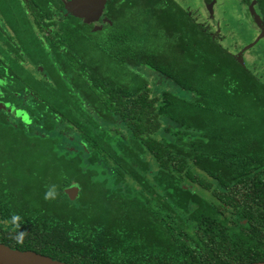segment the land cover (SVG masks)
Segmentation results:
<instances>
[{
    "label": "trees",
    "instance_id": "16d2710c",
    "mask_svg": "<svg viewBox=\"0 0 264 264\" xmlns=\"http://www.w3.org/2000/svg\"><path fill=\"white\" fill-rule=\"evenodd\" d=\"M149 6L147 26L34 39L48 57L0 110V244L66 264L264 262V81L173 0ZM83 41L94 60L76 63Z\"/></svg>",
    "mask_w": 264,
    "mask_h": 264
},
{
    "label": "flooded vegetation",
    "instance_id": "af4514ba",
    "mask_svg": "<svg viewBox=\"0 0 264 264\" xmlns=\"http://www.w3.org/2000/svg\"><path fill=\"white\" fill-rule=\"evenodd\" d=\"M173 1L188 13L196 26L201 25L196 18L192 17L189 9L184 8L181 0ZM235 1L248 11L253 26L261 36L263 33L261 27L257 26L250 11L251 6L254 4L257 14L264 21L263 14L258 10V7H261L260 0ZM151 2L154 3V9H158L160 12L166 7V0H96L94 1L95 7L89 6L90 10L88 8L82 10L83 13H87V17L82 18L72 15L73 13L79 14V10L72 6L73 3H76V0H0V103L6 105V107L8 105L19 108L16 97L21 89L16 78L21 77L26 72L28 74L26 81L30 83L35 74L33 62L48 57L49 52L37 54L39 51L33 42L35 38L38 37L46 43L44 33H47L53 37V40L56 41L57 37L60 41L61 36L59 33L63 27L66 26L67 30L73 29L69 27L72 25L69 21H75L76 26L78 25L81 28L80 30L86 31L87 34L105 32L109 26L114 28L137 22L141 26H147L150 19H148L146 13L150 11L151 7L149 5ZM190 2L191 5L193 2H198L204 6L211 21L210 26H221V14L217 12L218 3L216 0H190ZM210 4H213V17L207 8ZM91 18H94V20ZM209 34L219 42L215 36ZM262 39H264V36ZM61 49L65 50V47L61 45ZM251 50L249 48L240 56H238L239 53L229 52L238 59H243V64L247 67L248 64L255 66L257 62V57L253 54L251 59L247 56V53H251ZM12 62H15V64ZM17 64L23 65V68H20ZM3 115L4 113L0 114V118Z\"/></svg>",
    "mask_w": 264,
    "mask_h": 264
},
{
    "label": "rangeland",
    "instance_id": "374dc122",
    "mask_svg": "<svg viewBox=\"0 0 264 264\" xmlns=\"http://www.w3.org/2000/svg\"><path fill=\"white\" fill-rule=\"evenodd\" d=\"M216 2L218 3L217 12L221 14V23H222L221 26H217V27L213 25L210 26L211 21L208 18L207 11L205 10L204 6H202L198 2L197 3L193 2L191 5L190 0H181V4L184 6V8L189 9V13L192 14L193 18H196V20L201 24L200 26L203 29H205L207 32L215 36L219 40L220 44L224 48L232 52L233 54L242 53L243 51L245 52L246 50L244 49L246 47L255 43V45L252 46L253 48H251L252 49L251 53L248 52L247 56L249 57V59H251L253 54L254 56L257 57V62L255 66H253V64H248L247 67L252 71H254L256 75H258V77L263 79L264 81V39H262L263 37L259 38L260 36L256 28L253 26L248 11L245 10V7H243L244 8L243 9L240 4H237L235 0H216ZM258 10L264 16L263 13L264 7L259 6ZM132 24L138 25V22ZM132 24L129 26H132ZM82 43L84 45L82 46V49L88 48L87 54L82 53L79 55L77 54L69 55V51H67L66 55H69L68 58L74 59L76 63L77 61L78 62L85 61V59L86 61L87 60L93 61L94 60L92 58L93 54H89L91 45L87 44L86 41H83ZM242 48L244 49L241 51ZM117 67L118 66L114 67L110 65V70L114 73V76L123 83H128L129 86H133V82L131 80L132 78H129L130 74L126 71L124 72V74H122L123 70L120 72V70ZM131 69L135 70L134 68ZM132 70L128 69L127 71L131 72ZM143 70L145 72H148L150 69L147 67H143ZM24 85L26 86V84ZM161 86L164 88L166 87V85L164 86V84H161ZM174 87L168 85V88L171 89V91H175L179 95L184 94L182 91H180L179 88H177L176 86Z\"/></svg>",
    "mask_w": 264,
    "mask_h": 264
},
{
    "label": "water",
    "instance_id": "95a60500",
    "mask_svg": "<svg viewBox=\"0 0 264 264\" xmlns=\"http://www.w3.org/2000/svg\"><path fill=\"white\" fill-rule=\"evenodd\" d=\"M94 1L96 0H76V3H73L72 6L79 10V14L73 13L72 15L77 16V17L86 18L87 13H83L82 10L85 8H88L89 6L95 7ZM207 8L211 16L213 17L214 16L213 4L208 5ZM250 11H251V15L253 16L254 21L256 22L257 26L262 27L263 23H262L261 17L257 14L254 8V4L251 6ZM94 18H91V19L94 20ZM263 36L264 34L262 33L259 38H262ZM253 45H255V43L246 47L247 49L245 48L244 50H248L249 48H252ZM240 55L241 53H239L238 56ZM239 62L243 63V60L239 59ZM5 108L6 106L0 103V110L1 109L5 110ZM66 193L68 197L70 198V200L72 201L75 200L79 194V186L77 184H73L66 190ZM0 264H66V263L53 260L52 258L37 254L32 251H20V250L12 249L4 244H0ZM257 264H264V262L257 263Z\"/></svg>",
    "mask_w": 264,
    "mask_h": 264
},
{
    "label": "clouds",
    "instance_id": "9594fccd",
    "mask_svg": "<svg viewBox=\"0 0 264 264\" xmlns=\"http://www.w3.org/2000/svg\"><path fill=\"white\" fill-rule=\"evenodd\" d=\"M50 195H52V192L51 191H49V192H46L45 193V198L47 199L48 198V196H50ZM15 219H17V217H13V220H15Z\"/></svg>",
    "mask_w": 264,
    "mask_h": 264
}]
</instances>
